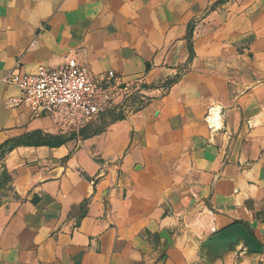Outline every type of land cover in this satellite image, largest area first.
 Here are the masks:
<instances>
[{
    "label": "crops",
    "instance_id": "crops-1",
    "mask_svg": "<svg viewBox=\"0 0 264 264\" xmlns=\"http://www.w3.org/2000/svg\"><path fill=\"white\" fill-rule=\"evenodd\" d=\"M70 57L145 103L71 139L7 104ZM236 223L260 252L203 244ZM0 264H264V0H0Z\"/></svg>",
    "mask_w": 264,
    "mask_h": 264
},
{
    "label": "built area",
    "instance_id": "built-area-1",
    "mask_svg": "<svg viewBox=\"0 0 264 264\" xmlns=\"http://www.w3.org/2000/svg\"><path fill=\"white\" fill-rule=\"evenodd\" d=\"M7 80L20 91L7 100L9 106L47 115L63 134L78 133L112 109L133 112L148 96L144 76L126 78L114 71L96 75L72 57L55 66L41 65L34 73L13 71ZM167 88L166 82L156 87L161 93Z\"/></svg>",
    "mask_w": 264,
    "mask_h": 264
},
{
    "label": "water",
    "instance_id": "water-1",
    "mask_svg": "<svg viewBox=\"0 0 264 264\" xmlns=\"http://www.w3.org/2000/svg\"><path fill=\"white\" fill-rule=\"evenodd\" d=\"M241 240L249 251L260 252L262 250L260 243L247 231L240 223L233 224L217 233L211 235L204 241L206 246H226Z\"/></svg>",
    "mask_w": 264,
    "mask_h": 264
},
{
    "label": "rangeland",
    "instance_id": "rangeland-1",
    "mask_svg": "<svg viewBox=\"0 0 264 264\" xmlns=\"http://www.w3.org/2000/svg\"><path fill=\"white\" fill-rule=\"evenodd\" d=\"M120 113H121V109L120 108H117V109H112V113H108L106 114L104 117L100 118L99 122H95L97 123L96 125H98L99 127H102L104 124H107V122L115 119L114 116H120ZM98 127L95 126V128H92L90 131H93L94 129H97Z\"/></svg>",
    "mask_w": 264,
    "mask_h": 264
},
{
    "label": "trees",
    "instance_id": "trees-1",
    "mask_svg": "<svg viewBox=\"0 0 264 264\" xmlns=\"http://www.w3.org/2000/svg\"><path fill=\"white\" fill-rule=\"evenodd\" d=\"M110 112L112 113V110H110V111H108V112H106V113H104L102 115H106V114H108ZM116 117H118V116H114V118H116ZM88 128H89V126L86 125L85 127H82L81 129H79L78 133L64 134L65 135V138L71 139V138L76 137L77 135H79L81 137H86L88 135L86 133V131L88 132ZM90 132H95V130L90 131Z\"/></svg>",
    "mask_w": 264,
    "mask_h": 264
}]
</instances>
